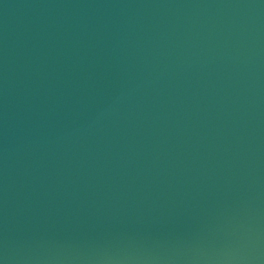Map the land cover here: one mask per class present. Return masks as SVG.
<instances>
[{"label": "water", "instance_id": "1", "mask_svg": "<svg viewBox=\"0 0 264 264\" xmlns=\"http://www.w3.org/2000/svg\"><path fill=\"white\" fill-rule=\"evenodd\" d=\"M0 264H264V0H0Z\"/></svg>", "mask_w": 264, "mask_h": 264}]
</instances>
